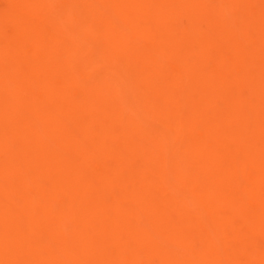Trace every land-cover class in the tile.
<instances>
[{
	"label": "bare ground",
	"instance_id": "1",
	"mask_svg": "<svg viewBox=\"0 0 264 264\" xmlns=\"http://www.w3.org/2000/svg\"><path fill=\"white\" fill-rule=\"evenodd\" d=\"M0 264H264V0H0Z\"/></svg>",
	"mask_w": 264,
	"mask_h": 264
}]
</instances>
